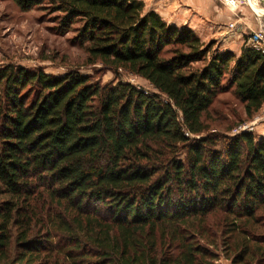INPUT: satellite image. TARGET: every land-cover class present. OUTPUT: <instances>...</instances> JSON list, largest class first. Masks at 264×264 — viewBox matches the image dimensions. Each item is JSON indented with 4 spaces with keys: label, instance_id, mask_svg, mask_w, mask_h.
Wrapping results in <instances>:
<instances>
[{
    "label": "trees",
    "instance_id": "16d2710c",
    "mask_svg": "<svg viewBox=\"0 0 264 264\" xmlns=\"http://www.w3.org/2000/svg\"><path fill=\"white\" fill-rule=\"evenodd\" d=\"M13 1L154 89L0 66V264H264V137L206 121L225 92L262 109L264 52L141 0Z\"/></svg>",
    "mask_w": 264,
    "mask_h": 264
},
{
    "label": "rangeland",
    "instance_id": "374dc122",
    "mask_svg": "<svg viewBox=\"0 0 264 264\" xmlns=\"http://www.w3.org/2000/svg\"><path fill=\"white\" fill-rule=\"evenodd\" d=\"M141 1L145 4V11H156L169 24L188 27L205 43L213 42V50L226 51L231 48L240 53L239 49L250 32L264 30V0H210L212 11L220 14L216 22L213 12V19L207 18L196 10L194 3L187 0ZM204 7V11L207 8L210 11V7ZM57 15L43 5L22 10L13 0H0V66L43 67L46 72L57 75L69 69H78L103 83L121 79L141 88L154 89L146 79L126 70L116 71L101 62L87 64V54L77 43L76 33L60 32ZM199 24L209 27L203 31ZM206 121L212 130H220L228 135L242 133L248 128L247 131L253 132L257 138L264 137V106L248 118L244 104L232 92L219 95ZM222 261L230 264L228 260Z\"/></svg>",
    "mask_w": 264,
    "mask_h": 264
},
{
    "label": "crops",
    "instance_id": "0c3cea01",
    "mask_svg": "<svg viewBox=\"0 0 264 264\" xmlns=\"http://www.w3.org/2000/svg\"><path fill=\"white\" fill-rule=\"evenodd\" d=\"M186 1V0H185ZM188 2H191V4H193L194 5V7L196 8V10L198 11V12H200V14H202L203 16H205V17H207V18H210V19H213L212 18V12L215 14L214 16H215V18L213 19L214 20V22H216L217 20H218V18L220 17V14H218V12L216 11H212V4H211V2H210V0L208 1V0H206V2L204 1V0H202V1H199V0H187ZM204 5L206 6V7H210V11H209V8H207L208 10H206V11H204L205 9V7H204ZM217 19V20H216ZM199 26V28H203V31H205L206 29H208V25H205V24H199L198 25ZM198 29V28H197ZM241 48L242 47H240V49H239V52L241 51ZM230 50H233V49H231L230 48Z\"/></svg>",
    "mask_w": 264,
    "mask_h": 264
},
{
    "label": "built area",
    "instance_id": "2783aa9c",
    "mask_svg": "<svg viewBox=\"0 0 264 264\" xmlns=\"http://www.w3.org/2000/svg\"><path fill=\"white\" fill-rule=\"evenodd\" d=\"M246 44L257 49L260 50L262 52H264V30H257V31H252L250 32L248 38L245 40ZM141 88V87H140ZM142 90H144L146 93H149L150 89L148 88H141ZM168 100L165 99V102H167ZM248 128H245V130H243L244 132L247 131Z\"/></svg>",
    "mask_w": 264,
    "mask_h": 264
}]
</instances>
